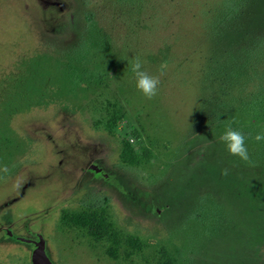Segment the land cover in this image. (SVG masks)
I'll use <instances>...</instances> for the list:
<instances>
[{
    "label": "rangeland",
    "instance_id": "374dc122",
    "mask_svg": "<svg viewBox=\"0 0 264 264\" xmlns=\"http://www.w3.org/2000/svg\"><path fill=\"white\" fill-rule=\"evenodd\" d=\"M257 134L264 0H0V264H264Z\"/></svg>",
    "mask_w": 264,
    "mask_h": 264
},
{
    "label": "clouds",
    "instance_id": "9594fccd",
    "mask_svg": "<svg viewBox=\"0 0 264 264\" xmlns=\"http://www.w3.org/2000/svg\"><path fill=\"white\" fill-rule=\"evenodd\" d=\"M142 62L136 58L132 71L136 77V87L148 98L151 99L156 96L160 79L158 76H152L147 71L142 70ZM220 139L226 143L227 149L231 155L239 156L242 160L248 161V150L245 146V136L242 132L232 129L230 126ZM257 141L264 140V134H257L255 136ZM7 171V168L4 169ZM224 175H227V170H224Z\"/></svg>",
    "mask_w": 264,
    "mask_h": 264
},
{
    "label": "water",
    "instance_id": "95a60500",
    "mask_svg": "<svg viewBox=\"0 0 264 264\" xmlns=\"http://www.w3.org/2000/svg\"><path fill=\"white\" fill-rule=\"evenodd\" d=\"M34 250L31 255V264H54L46 253L43 238L33 242Z\"/></svg>",
    "mask_w": 264,
    "mask_h": 264
}]
</instances>
